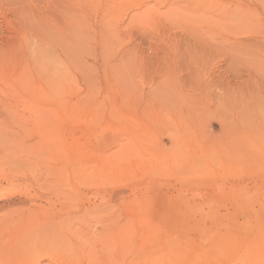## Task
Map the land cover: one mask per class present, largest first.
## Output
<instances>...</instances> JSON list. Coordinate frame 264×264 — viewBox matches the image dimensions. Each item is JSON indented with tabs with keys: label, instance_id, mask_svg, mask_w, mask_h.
<instances>
[{
	"label": "rangeland",
	"instance_id": "rangeland-1",
	"mask_svg": "<svg viewBox=\"0 0 264 264\" xmlns=\"http://www.w3.org/2000/svg\"><path fill=\"white\" fill-rule=\"evenodd\" d=\"M1 241L0 264L264 257V0H0Z\"/></svg>",
	"mask_w": 264,
	"mask_h": 264
},
{
	"label": "bare ground",
	"instance_id": "bare-ground-1",
	"mask_svg": "<svg viewBox=\"0 0 264 264\" xmlns=\"http://www.w3.org/2000/svg\"><path fill=\"white\" fill-rule=\"evenodd\" d=\"M125 167L127 168V169H129V167L128 166H126L125 165ZM120 168H123V166L122 167H120ZM119 170V169H118ZM117 170V172H120L122 169H120V171H118ZM130 170V169H129ZM129 170L127 171V172H129ZM135 170V169H134ZM133 171V170H132ZM151 172V171H150ZM165 173V172H164ZM124 174V173H123ZM151 174V173H150ZM169 174V173H168ZM190 174V173H189ZM129 175V174H128ZM127 175V176H128ZM154 175V174H153ZM151 176V175H150ZM166 176V175H165ZM168 176V175H167ZM193 176V175H192ZM122 177V175H120L119 176V178H121ZM129 177V176H128ZM163 177V176H162ZM171 177V176H170ZM124 178V177H123ZM133 178V177H132ZM167 178V177H166ZM116 179L118 180V178H117V176H116ZM116 179H114V180H116ZM118 181H120V180H118ZM115 183V182H114ZM112 185V184H111ZM2 243H0L1 244V246H3L4 244H5V242H3V241H1ZM4 243V244H3ZM17 246V245H16ZM1 249V248H0ZM3 249V248H2ZM6 249L7 248H4V250H5V253L7 254V252H6ZM9 251V250H8ZM1 252V251H0ZM4 252V251H3ZM2 252V253H3ZM17 252V251H16ZM9 253V252H8ZM1 254V253H0ZM11 254V253H10ZM18 254V253H17ZM16 254V255H17ZM256 255V254H255ZM1 256V255H0ZM253 256V257H252ZM252 256H250L249 258H246V264H264V257H258V256H254V254L252 255ZM252 257V258H251ZM10 260V259H9ZM14 261V260H13ZM1 262H3V261H1ZM15 263V262H14ZM20 263V262H19ZM245 264V263H244Z\"/></svg>",
	"mask_w": 264,
	"mask_h": 264
}]
</instances>
